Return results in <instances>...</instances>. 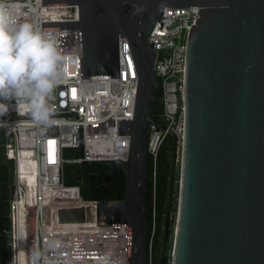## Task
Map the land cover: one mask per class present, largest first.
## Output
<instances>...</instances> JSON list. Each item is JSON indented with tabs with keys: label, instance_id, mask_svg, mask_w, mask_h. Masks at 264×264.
Segmentation results:
<instances>
[{
	"label": "water",
	"instance_id": "95a60500",
	"mask_svg": "<svg viewBox=\"0 0 264 264\" xmlns=\"http://www.w3.org/2000/svg\"><path fill=\"white\" fill-rule=\"evenodd\" d=\"M78 4L80 20L42 21V29H80L81 78L120 77V39L129 42L138 85L133 118L119 134L131 136L127 160L86 161L82 122L79 166L119 171L125 196L95 200V207L63 208L61 222L92 218L98 225L128 226V264H148L149 153L151 124L162 84L158 51L149 36L166 7H202L187 43L185 132L174 138L169 238L179 147L181 188L171 264H264V0H42ZM165 21L159 28L162 29ZM168 264L165 248L161 263Z\"/></svg>",
	"mask_w": 264,
	"mask_h": 264
},
{
	"label": "built area",
	"instance_id": "2783aa9c",
	"mask_svg": "<svg viewBox=\"0 0 264 264\" xmlns=\"http://www.w3.org/2000/svg\"><path fill=\"white\" fill-rule=\"evenodd\" d=\"M16 5L18 22H32L54 38L61 62L60 83L47 100L54 112H74L82 122L84 160H127L130 139L119 134L121 118H133L138 73L129 42L120 39V77L81 78L80 29H42V21L80 20L78 4L42 5V0H7ZM202 7H166L149 40L158 54L155 73L162 84L165 129L150 126L149 158L154 166L160 147L174 130L185 132L184 89L187 43ZM165 21L162 29L159 28ZM73 90H75L73 92ZM28 103L0 117V149L12 163L9 264H128V226L98 225L92 218L59 220L63 208L80 209L95 200L81 198L79 184H67L64 165L81 164L80 124L76 115H53L56 124L41 132L32 125ZM52 142V143H49ZM66 151H73L66 154ZM154 235V231H153ZM153 235L148 264H155Z\"/></svg>",
	"mask_w": 264,
	"mask_h": 264
},
{
	"label": "clouds",
	"instance_id": "9594fccd",
	"mask_svg": "<svg viewBox=\"0 0 264 264\" xmlns=\"http://www.w3.org/2000/svg\"><path fill=\"white\" fill-rule=\"evenodd\" d=\"M16 5L0 0V117L11 102L28 103L32 125L41 132L56 124L47 100L60 83L63 57L53 37L32 22H18ZM7 122L0 120V127Z\"/></svg>",
	"mask_w": 264,
	"mask_h": 264
},
{
	"label": "trees",
	"instance_id": "16d2710c",
	"mask_svg": "<svg viewBox=\"0 0 264 264\" xmlns=\"http://www.w3.org/2000/svg\"><path fill=\"white\" fill-rule=\"evenodd\" d=\"M155 102L154 118L160 120V114L163 111V102ZM157 105V106H156ZM73 151H66V154H72ZM174 138L167 135L164 139L156 160V164L149 159L150 181H149V202H148V245L153 235L155 264L161 263L164 249H167L168 264L171 262L170 250L172 246V237L175 227V216L172 219L171 234L168 239L165 237L166 214L170 202V182L173 169ZM12 163L5 157V151L0 149V264H9V236L10 229V198L12 182ZM179 170L176 173L175 200L173 202V214L177 210V188L179 182ZM64 180L67 184H79L81 186V198L83 200H100L109 198L107 195L95 194L90 188L83 185L82 168L78 164L67 163L64 165ZM125 196V184L121 198ZM113 195L112 198H116ZM93 209V203L90 205Z\"/></svg>",
	"mask_w": 264,
	"mask_h": 264
},
{
	"label": "flooded vegetation",
	"instance_id": "af4514ba",
	"mask_svg": "<svg viewBox=\"0 0 264 264\" xmlns=\"http://www.w3.org/2000/svg\"><path fill=\"white\" fill-rule=\"evenodd\" d=\"M161 102H163L162 99L157 103L159 104ZM81 168L83 173V185L85 188H90L95 194L109 196V198L100 200H115L121 198L124 190L125 176L121 175L119 171L109 175L105 184H103V179L100 177L99 173L101 170H107L108 168L99 166H92L90 168L81 166ZM113 195L117 197L112 198Z\"/></svg>",
	"mask_w": 264,
	"mask_h": 264
},
{
	"label": "rangeland",
	"instance_id": "374dc122",
	"mask_svg": "<svg viewBox=\"0 0 264 264\" xmlns=\"http://www.w3.org/2000/svg\"><path fill=\"white\" fill-rule=\"evenodd\" d=\"M181 142V140H180ZM181 167H182V146L180 145L179 147V153H178V164H177V170H179V182H178V188H177V210L175 212V214H173L172 216H175V227H174V233H173V237H172V246H171V250H170V257H172V253H173V248H174V241H175V234H176V225H177V216H178V207H179V200H180V188H181ZM175 190H176V183H175ZM175 200V197H174ZM171 264V262H170Z\"/></svg>",
	"mask_w": 264,
	"mask_h": 264
},
{
	"label": "bare ground",
	"instance_id": "6f19581e",
	"mask_svg": "<svg viewBox=\"0 0 264 264\" xmlns=\"http://www.w3.org/2000/svg\"><path fill=\"white\" fill-rule=\"evenodd\" d=\"M91 204H92V203H85L84 206H85V207H88V206L90 207ZM93 205H94V207H95V203H93Z\"/></svg>",
	"mask_w": 264,
	"mask_h": 264
},
{
	"label": "snow or ice",
	"instance_id": "6c2138e0",
	"mask_svg": "<svg viewBox=\"0 0 264 264\" xmlns=\"http://www.w3.org/2000/svg\"><path fill=\"white\" fill-rule=\"evenodd\" d=\"M75 90H73V92H74ZM49 143H52V142H49Z\"/></svg>",
	"mask_w": 264,
	"mask_h": 264
}]
</instances>
